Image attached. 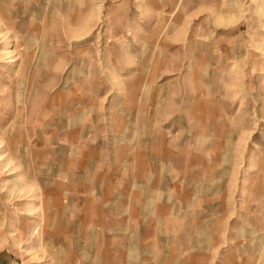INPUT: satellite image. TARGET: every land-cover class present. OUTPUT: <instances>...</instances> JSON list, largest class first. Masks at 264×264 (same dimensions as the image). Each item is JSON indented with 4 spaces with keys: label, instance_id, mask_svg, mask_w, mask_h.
Here are the masks:
<instances>
[{
    "label": "rangeland",
    "instance_id": "obj_1",
    "mask_svg": "<svg viewBox=\"0 0 264 264\" xmlns=\"http://www.w3.org/2000/svg\"><path fill=\"white\" fill-rule=\"evenodd\" d=\"M126 128L158 194L219 165L223 264H264V0H0V264H69L56 191Z\"/></svg>",
    "mask_w": 264,
    "mask_h": 264
},
{
    "label": "crops",
    "instance_id": "obj_2",
    "mask_svg": "<svg viewBox=\"0 0 264 264\" xmlns=\"http://www.w3.org/2000/svg\"><path fill=\"white\" fill-rule=\"evenodd\" d=\"M132 130L126 128L129 137L123 142L133 146L132 155L112 159L106 171L103 160H82L69 184L57 189L56 226L60 223L62 233L58 248L66 253L62 261L223 264L225 246L210 235L221 230L226 208L220 166L208 170L206 156L199 153L191 159L184 154L182 194H158L152 175H144L142 141L137 129ZM237 247L232 240L231 251Z\"/></svg>",
    "mask_w": 264,
    "mask_h": 264
}]
</instances>
